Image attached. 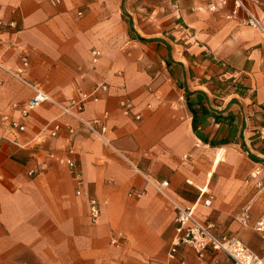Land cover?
<instances>
[{"label":"crops","instance_id":"0c3cea01","mask_svg":"<svg viewBox=\"0 0 264 264\" xmlns=\"http://www.w3.org/2000/svg\"><path fill=\"white\" fill-rule=\"evenodd\" d=\"M243 2L264 25V0ZM245 19L235 0H0V264H201L167 253L204 189L198 217L262 252L264 37ZM37 89L52 101L25 114Z\"/></svg>","mask_w":264,"mask_h":264},{"label":"built area","instance_id":"2783aa9c","mask_svg":"<svg viewBox=\"0 0 264 264\" xmlns=\"http://www.w3.org/2000/svg\"><path fill=\"white\" fill-rule=\"evenodd\" d=\"M59 2V0H55ZM236 7L242 9L246 14L244 23L260 30L264 37V25L259 17H257L243 0H235ZM101 56V52L93 51L94 61L96 62ZM25 66H28L27 60ZM108 90L106 84H100L94 88L89 94H84L81 100H73L69 106L62 107L63 111L74 117L81 114L87 103L90 101H98V94ZM52 101L51 98L42 90L37 89L35 96L30 99L24 108V113L36 109L40 105ZM122 108L125 115H129L132 110V104L128 101L122 102ZM136 119L140 120L141 116L136 115ZM20 130H25V127L18 126ZM85 127L91 134L95 136H103L108 132V127L101 119H94L85 123ZM63 130L61 125H55L51 135L58 136ZM69 132L73 130L69 128ZM71 175L77 181V195L83 194V180L81 171L73 159L65 161ZM167 183H163L166 186ZM207 190H200V195L197 202L188 207L176 206L175 210V234L171 241L167 258L170 263L176 262L178 254L182 248H189L196 253L201 264H223L220 260L223 256L230 264H264V216L257 222L255 230L260 234L263 249L262 252H256L249 245L243 242L237 236H229L218 231L217 226L210 220H201L197 215L199 206L210 207L213 198L208 196ZM140 196V194H138ZM90 216L93 221H97L102 213V208L97 199H90ZM179 264H186L185 261Z\"/></svg>","mask_w":264,"mask_h":264},{"label":"rangeland","instance_id":"374dc122","mask_svg":"<svg viewBox=\"0 0 264 264\" xmlns=\"http://www.w3.org/2000/svg\"><path fill=\"white\" fill-rule=\"evenodd\" d=\"M167 19H168V17H167L166 20L163 22V24L167 21ZM169 27H170L169 22H167L166 25H163V26H162L163 29H166L165 31H167ZM134 37H136V36H134ZM132 39H133V38H130V39L126 42V44H127V45H132V44H133ZM134 40H135V42H136L138 45L141 46L142 43H141L137 38H135ZM210 221L213 222V223L217 226L219 232H221L222 229L220 228V226H219L214 220H213V221L210 220Z\"/></svg>","mask_w":264,"mask_h":264},{"label":"trees","instance_id":"16d2710c","mask_svg":"<svg viewBox=\"0 0 264 264\" xmlns=\"http://www.w3.org/2000/svg\"><path fill=\"white\" fill-rule=\"evenodd\" d=\"M140 41H142V42H149V41H147V40H144V39H142V38H140ZM252 158V157H251ZM253 160H256V159H254V158H252Z\"/></svg>","mask_w":264,"mask_h":264},{"label":"bare ground","instance_id":"6f19581e","mask_svg":"<svg viewBox=\"0 0 264 264\" xmlns=\"http://www.w3.org/2000/svg\"><path fill=\"white\" fill-rule=\"evenodd\" d=\"M223 157V154L220 153L219 156H218V159L222 158Z\"/></svg>","mask_w":264,"mask_h":264}]
</instances>
